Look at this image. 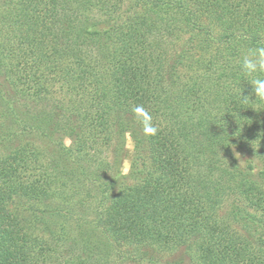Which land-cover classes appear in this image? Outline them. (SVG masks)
<instances>
[{
  "label": "trees",
  "instance_id": "obj_1",
  "mask_svg": "<svg viewBox=\"0 0 264 264\" xmlns=\"http://www.w3.org/2000/svg\"><path fill=\"white\" fill-rule=\"evenodd\" d=\"M262 46L264 0H0V264H264Z\"/></svg>",
  "mask_w": 264,
  "mask_h": 264
},
{
  "label": "clouds",
  "instance_id": "obj_2",
  "mask_svg": "<svg viewBox=\"0 0 264 264\" xmlns=\"http://www.w3.org/2000/svg\"><path fill=\"white\" fill-rule=\"evenodd\" d=\"M241 70L250 76L254 73H264V46L249 49L247 53L243 55ZM251 84L255 97L264 100V79L257 77L252 80ZM137 111L140 112L142 109L138 108ZM146 127L150 134H156L157 129L152 125L150 117L146 122Z\"/></svg>",
  "mask_w": 264,
  "mask_h": 264
},
{
  "label": "rangeland",
  "instance_id": "obj_3",
  "mask_svg": "<svg viewBox=\"0 0 264 264\" xmlns=\"http://www.w3.org/2000/svg\"><path fill=\"white\" fill-rule=\"evenodd\" d=\"M32 206L31 202H24V203H17V201L13 204H10L3 208V210H0V214H6V213H11L13 216L16 218L20 219L22 224H24L25 219L29 217L30 210L29 206ZM93 210H89V212H92ZM173 256V255H171Z\"/></svg>",
  "mask_w": 264,
  "mask_h": 264
}]
</instances>
